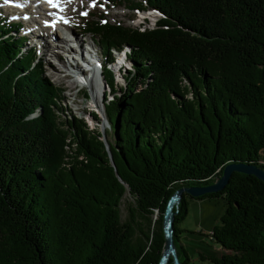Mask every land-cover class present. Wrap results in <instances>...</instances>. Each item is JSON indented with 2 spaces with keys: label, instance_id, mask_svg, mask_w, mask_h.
I'll return each instance as SVG.
<instances>
[{
  "label": "trees",
  "instance_id": "trees-1",
  "mask_svg": "<svg viewBox=\"0 0 264 264\" xmlns=\"http://www.w3.org/2000/svg\"><path fill=\"white\" fill-rule=\"evenodd\" d=\"M124 2L160 17L143 30L103 17L83 27L104 60L130 52L124 87L103 70V133L64 115L62 90L0 19V264H158L177 190L213 184L231 162L264 170V0H113ZM188 198L225 203L205 235L221 253L201 261L264 264L263 182L233 173L217 193L184 194L179 264Z\"/></svg>",
  "mask_w": 264,
  "mask_h": 264
},
{
  "label": "rangeland",
  "instance_id": "rangeland-1",
  "mask_svg": "<svg viewBox=\"0 0 264 264\" xmlns=\"http://www.w3.org/2000/svg\"><path fill=\"white\" fill-rule=\"evenodd\" d=\"M66 1H68L67 3L69 4L66 7L63 6L61 8L62 9L61 11L63 13L67 12L68 14H70V16L69 15L66 16L67 19L63 21L67 26L66 28L69 35L71 36L70 33L75 34L79 38V40H81L84 49H86L88 46L90 48H95L98 51L99 58L101 59V67L98 72V80L94 79L92 81H89L85 76L81 77L77 73H75V77L78 75L81 78L74 79L71 76L73 68L81 69V66L78 65L77 63H74V66H71L69 63L67 65V61L69 62V60H71V56H73V54H66L68 56L67 58L66 56H62L64 59L63 63L66 64V68H67L65 70V73L63 71V69H65L63 68V64L59 62L56 58H54L51 54H48L47 56H45L43 60L40 61V56L38 55L37 50L35 48H32L33 44H30L28 36H30L29 33L31 32L34 33L35 31L37 35L35 33L34 34L38 36L40 30L39 24L48 27L49 24L47 23V21L44 20L45 21L44 23L38 21V25H36L37 29L35 28L36 26L34 27L32 22L28 23L29 26L27 25V30H22L20 37L22 35L25 36L27 42V44L25 45L27 49H33L36 51L35 65L37 64L42 66V70H43L42 74L46 78V80H48V82L55 88L62 90V100L60 103L61 106L63 107L64 115L67 118H69V116H73L79 119H83L92 129L95 128L97 131L103 133L109 127L105 117V110L103 105L104 96L109 91V89L108 86L106 85L107 81L104 80V76L102 74L103 73L102 58L100 56L102 52L95 43L94 37L92 35H86V36L82 35V28L85 26L86 21L91 19L96 20L99 17H103L107 19L111 24L112 23H115L116 25L121 24L124 27H131V28L143 30L144 28L153 27L154 21H156L158 18V17L156 18L158 14L154 12L155 10L148 7H146L145 9H136L135 7H129L130 5H128L127 2H124L120 4V6L115 7L114 3H112V0H66ZM133 1L141 2V0H133ZM5 10H6V6H2L1 3L0 19L1 18L2 19L6 18L7 20L14 19V18H9V16H7L8 12ZM85 12L87 13V15L81 14ZM151 12H153V16L151 15ZM26 17L29 18L30 16L26 15ZM34 18H36V16H34ZM67 20L70 21L67 22ZM53 25H54V21L53 23H51L52 27ZM33 28H35V30ZM55 39L56 38L52 39L50 37H47L46 40L48 41L50 47L54 48L53 50L56 52V56L58 54V56L62 58L60 53L64 54V51L61 50H63L66 46L60 43V40L57 39L55 40ZM72 41L73 38L71 36V42L69 44L73 47V49H78L76 43ZM26 48L24 47V49ZM84 49H80V51ZM120 50L125 51V50H129V48L124 47V48H120ZM94 52L97 53L96 51ZM115 53H116L115 51L112 52V55L114 58L116 57V63H114V65L112 66H109L108 68H110L112 72L113 69H115L114 74L116 76L115 78L117 81V85L115 87L117 90H119L121 87H124L126 85V79L124 77L127 75V72L129 70H132V67L130 61L128 60V56L130 52H125L124 54L122 53L118 54L123 58L122 62L117 61V58L119 57ZM37 55L39 58L37 57ZM75 55H76L75 57L78 56V54ZM66 71L68 72L71 71V72L66 73ZM84 71L85 69H83V72ZM65 74L71 77L70 78L72 80L71 82H69L67 79H65V81L62 80L63 82L61 81V79H64ZM84 75H86L85 72ZM70 85L72 87H70ZM85 86L86 88L83 89L82 87ZM83 91H85L87 95H85ZM116 94L119 95L120 93L117 92ZM110 98H112L111 91H110ZM93 111H96L98 113V116H96L95 118L99 120L100 122L99 125L97 121L94 120L93 115L91 114ZM187 202H188L187 216L185 217L184 221H182V223L179 225V229L182 231L180 235V243L187 252L189 258V264H207V262H203L200 260L199 254L207 255V254L221 253V251L218 250L219 249L218 246L212 243V241H210L207 237H205V235H209L214 227L220 226L221 224L220 219L225 211V203L222 200L199 201V200H192L190 198L187 199ZM125 206L126 203L124 200L121 204L122 219H124L126 216Z\"/></svg>",
  "mask_w": 264,
  "mask_h": 264
},
{
  "label": "bare ground",
  "instance_id": "bare-ground-1",
  "mask_svg": "<svg viewBox=\"0 0 264 264\" xmlns=\"http://www.w3.org/2000/svg\"><path fill=\"white\" fill-rule=\"evenodd\" d=\"M0 2H1V0H0ZM67 2L68 1H66L65 5H64L65 7L69 4ZM2 6H5L4 3L2 4ZM29 8H30V5L29 4H25L24 11L27 13V15L30 16L28 18L27 22L28 23L32 22L33 25H38V21L36 22V18H34L33 14L30 11H28ZM36 9H37L36 15H40V18L45 20V21H47L49 26L45 27L42 24H39L40 30H39V33L37 32L38 36H36L37 34L35 35L32 32L29 33V35H30V36H28L29 42H30V44H33L32 48H35L37 50L38 55L40 56V61L43 60L45 58V56H47L48 54H51L54 58H56L59 62H61L63 64V68H65V69H63V71L65 73V70L67 68H66V64L63 63L64 59H63L62 55L60 54L62 58H60V56H58V54L56 56V52L53 50L54 48L50 47V45H49V43H48V41L46 39H47V37H50L52 39L56 38L57 40H60V43H62L65 46H67V43L69 42V40L64 37V33H66L68 35H69V33L67 31V28H66L67 26H66V24L63 21L65 19H67L66 16H68V15L70 16V14H68L67 12L63 13L61 11L62 10L61 8H56L55 10H50V9H45V8L44 9H38V7H36ZM22 21H23L22 19H18L17 22L21 23ZM53 21H54V25L52 27L51 23H53ZM58 32H59V34H58ZM70 34H71V36L73 38V41L76 43L78 50L84 49L83 46H82L81 40H79V38L75 34H73V33H70ZM89 49H90L89 56H88L89 59L87 61H84V62H86V65H88V67H85V66L82 67L83 69H85L86 72H88L84 76L89 81H92L94 79L98 80V72H99V69L101 67V59L99 58L98 51L95 48H90L89 47ZM29 50L35 51L33 49H29ZM64 50H65V48L63 49V51ZM69 50H70V52H72L73 48L69 47ZM84 50H87V48L84 49ZM94 51H96L97 53H95ZM115 52H116L115 54L119 57V58H117V61L118 62H122L123 58L118 55V54H121V53L117 49H116ZM66 58H67V56H66ZM71 59L74 60V56L73 57L71 56ZM65 61H67V60H65ZM75 62L76 61H74L73 63H70V62L67 61V65L69 63L71 66H74ZM99 63H100V67L97 68L96 66H98ZM102 66H103V60H102ZM107 67H109V66H107ZM82 68L81 69L80 68H73L71 76L74 79L81 78L82 77V73L84 74ZM109 70H111V69L109 68ZM75 73L79 74L81 77L78 76V75L75 77ZM70 78L71 77L69 75L65 74L64 79H61V81L62 80L65 81V79H67L69 82H71L72 80ZM70 87H72V86L70 85Z\"/></svg>",
  "mask_w": 264,
  "mask_h": 264
},
{
  "label": "water",
  "instance_id": "water-1",
  "mask_svg": "<svg viewBox=\"0 0 264 264\" xmlns=\"http://www.w3.org/2000/svg\"><path fill=\"white\" fill-rule=\"evenodd\" d=\"M110 159L112 162V166L115 169L111 156ZM233 173L254 176L256 179L264 183L263 169L257 167L256 165L231 162L224 167L222 175L213 184L208 186L182 187L170 197L164 213L163 221L165 232V248L158 264H169L170 259L172 260L173 264H179L176 254V247L174 244V220L177 214V211H175V209L179 206L183 195L186 194L191 198H199L207 194L217 193L224 189Z\"/></svg>",
  "mask_w": 264,
  "mask_h": 264
},
{
  "label": "snow or ice",
  "instance_id": "snow-or-ice-1",
  "mask_svg": "<svg viewBox=\"0 0 264 264\" xmlns=\"http://www.w3.org/2000/svg\"><path fill=\"white\" fill-rule=\"evenodd\" d=\"M5 2L7 3L8 2V0H5ZM48 2L49 3H52V0H48ZM53 6H55V5H53ZM92 6H95V5H92ZM82 15H87V13L85 12V13H81Z\"/></svg>",
  "mask_w": 264,
  "mask_h": 264
},
{
  "label": "clouds",
  "instance_id": "clouds-1",
  "mask_svg": "<svg viewBox=\"0 0 264 264\" xmlns=\"http://www.w3.org/2000/svg\"><path fill=\"white\" fill-rule=\"evenodd\" d=\"M38 114V113H37Z\"/></svg>",
  "mask_w": 264,
  "mask_h": 264
}]
</instances>
